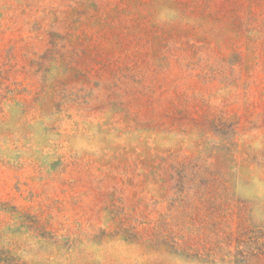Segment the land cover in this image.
<instances>
[{"label": "rangeland", "instance_id": "374dc122", "mask_svg": "<svg viewBox=\"0 0 264 264\" xmlns=\"http://www.w3.org/2000/svg\"><path fill=\"white\" fill-rule=\"evenodd\" d=\"M0 264H264V0H0Z\"/></svg>", "mask_w": 264, "mask_h": 264}]
</instances>
